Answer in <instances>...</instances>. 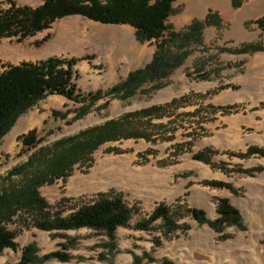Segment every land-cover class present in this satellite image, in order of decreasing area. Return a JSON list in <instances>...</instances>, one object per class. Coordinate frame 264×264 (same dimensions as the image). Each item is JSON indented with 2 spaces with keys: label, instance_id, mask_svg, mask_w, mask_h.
I'll return each instance as SVG.
<instances>
[{
  "label": "rangeland",
  "instance_id": "1",
  "mask_svg": "<svg viewBox=\"0 0 264 264\" xmlns=\"http://www.w3.org/2000/svg\"><path fill=\"white\" fill-rule=\"evenodd\" d=\"M43 1L0 0V12ZM173 8L169 27L185 32L197 21L198 37L186 42L165 37L168 54L182 55L180 64L129 87L117 85L150 63L159 43L138 41L129 25L67 15L31 36L0 38V72L21 62L75 58L82 95L74 101L51 94L20 114L0 139V175L41 145L180 99L167 115L151 120L164 125L143 123L151 140L104 143L89 167L81 165L66 179L39 188L64 215L100 192L121 194L136 212L113 240L86 227L30 226L18 232L14 249L1 250L0 264H17L24 250L26 264H264V155L247 153L252 147L264 150V0H176ZM33 128L39 143L27 149L19 136ZM200 151L207 162L193 158ZM222 198L238 211L239 224L225 222L216 229L186 211L201 210L214 221ZM161 203L176 227L156 219L137 228ZM56 252L66 260L51 255Z\"/></svg>",
  "mask_w": 264,
  "mask_h": 264
},
{
  "label": "trees",
  "instance_id": "2",
  "mask_svg": "<svg viewBox=\"0 0 264 264\" xmlns=\"http://www.w3.org/2000/svg\"><path fill=\"white\" fill-rule=\"evenodd\" d=\"M175 1L44 0L34 8L11 5L0 12V38L16 35L22 39L31 36L48 27L54 20L67 15L84 16L102 24L129 25L133 27L138 41H159L150 63L143 69L129 73L128 78L117 85V88L129 87L130 84L139 83L144 77H163L168 70L180 64L182 55L168 54L166 40L163 41L165 37L183 42L198 37L201 24L197 21L190 24L185 32H176L166 23L174 11ZM210 19L211 16L208 15L206 20ZM252 49L255 50L256 46ZM76 62L75 58L48 57L38 62L8 65L0 72V139L20 114L48 95L57 94L69 100H80L82 95L75 82ZM179 101L180 99H174L169 103L126 113L72 135L60 137L47 145L39 146L23 162L0 175V252L4 248L14 249V238L18 232L30 226L45 231L86 227L101 231L113 240L116 229L126 226L136 212V208L129 206L121 194L113 191L100 192L90 201L74 205L64 215L61 208L53 210L39 188L58 179H66L81 165L89 167L93 161V153L104 143L127 138L151 140L152 134L145 131L143 123L150 127L164 125L152 123L151 120L167 115V109L178 107ZM19 140L27 149L35 148L39 143L36 129L21 134ZM250 152L264 155V150L254 147L248 149L247 153ZM193 158L208 161L205 151L194 153ZM212 184L226 185L222 182ZM186 211L195 219L207 222L216 229L225 222L240 223L238 211L225 198L218 202V216L214 221L206 220L201 210L187 208ZM170 214L168 206L158 204L147 218L138 222L137 228L145 229L152 221L161 219L173 229L176 224ZM12 225L14 228H11ZM27 254L29 251L24 250L17 264H26L29 261ZM51 255L61 260L67 258L66 254L58 252Z\"/></svg>",
  "mask_w": 264,
  "mask_h": 264
}]
</instances>
